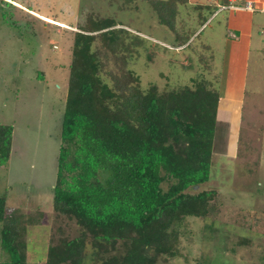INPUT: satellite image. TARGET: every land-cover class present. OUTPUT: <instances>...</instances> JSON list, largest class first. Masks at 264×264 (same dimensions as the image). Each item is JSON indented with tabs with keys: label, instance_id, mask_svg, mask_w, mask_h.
I'll list each match as a JSON object with an SVG mask.
<instances>
[{
	"label": "rangeland",
	"instance_id": "1",
	"mask_svg": "<svg viewBox=\"0 0 264 264\" xmlns=\"http://www.w3.org/2000/svg\"><path fill=\"white\" fill-rule=\"evenodd\" d=\"M11 1L18 6L0 0V125L14 128L10 160L0 166V197H7V216L26 229L27 264H45L50 247L82 234L75 219L53 208L75 34L95 17L114 19L122 24L117 28L139 37V45L122 38L114 50L96 36L94 50L109 84L129 69L144 90L202 81L218 90L227 12L213 16L218 8L206 12L208 0H196L201 8L181 7L173 32L148 0ZM253 31L242 110L243 123L253 129H216L211 180L189 193L217 191V211L190 218L179 256H160L157 264H264V14H255ZM122 252L120 243L115 254ZM5 259L0 244V263ZM84 264L101 262L87 256Z\"/></svg>",
	"mask_w": 264,
	"mask_h": 264
},
{
	"label": "trees",
	"instance_id": "2",
	"mask_svg": "<svg viewBox=\"0 0 264 264\" xmlns=\"http://www.w3.org/2000/svg\"><path fill=\"white\" fill-rule=\"evenodd\" d=\"M148 2L160 23L176 32L179 6L188 0ZM118 26L114 19L89 17L73 37L53 208L75 219L82 234L50 247L45 264H84L87 256L101 264H157L160 256H179L190 218L208 219L217 211V191H189L211 180L218 92L205 81L144 90L129 69L109 84L94 50L96 36L114 50L122 38L139 45L138 36ZM13 131L0 125V166L10 160ZM6 203L1 196L6 259L0 264H27L26 229L7 216ZM120 243L124 252L116 255Z\"/></svg>",
	"mask_w": 264,
	"mask_h": 264
},
{
	"label": "crops",
	"instance_id": "3",
	"mask_svg": "<svg viewBox=\"0 0 264 264\" xmlns=\"http://www.w3.org/2000/svg\"><path fill=\"white\" fill-rule=\"evenodd\" d=\"M263 1L264 0H208L206 5L201 4L203 5L202 8L204 7L203 10H206V12L212 11L214 7L218 8L219 10L215 12L213 16L227 12L222 19L225 21L224 28L226 31H224L225 34L222 38V46L224 47V54L226 53V55L224 62H222L221 69L216 68V72L218 71L220 74L219 88L218 90L216 89L219 95L216 129L219 126H228L230 131L232 129H238V133L244 128H247L244 130L253 129V127L251 128V124L243 123L245 120V115L242 113V110H244V100L245 95L247 94L245 87L247 81L249 58L254 42L253 30L254 16L256 13H252L244 9L237 11L220 10V7H225L232 3L244 5L249 2L257 3ZM196 2V0H188L185 5L179 6V12H181V7L188 9H197L198 7L201 8V5ZM196 33L193 34V36L196 35ZM190 35L191 33L189 32V36ZM183 46L184 45H182L181 48H183ZM220 88L221 92L219 91ZM235 123L236 126H233ZM214 145L216 146L215 142Z\"/></svg>",
	"mask_w": 264,
	"mask_h": 264
},
{
	"label": "built area",
	"instance_id": "4",
	"mask_svg": "<svg viewBox=\"0 0 264 264\" xmlns=\"http://www.w3.org/2000/svg\"><path fill=\"white\" fill-rule=\"evenodd\" d=\"M246 10V11H249V12H252V13H262L264 14V1L263 2H249V3H246L244 5H239V4H235V3H232L228 6H225V7H220V10H231V11H237V10Z\"/></svg>",
	"mask_w": 264,
	"mask_h": 264
}]
</instances>
